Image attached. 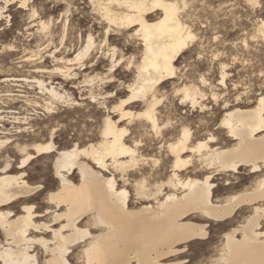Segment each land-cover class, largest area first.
Returning <instances> with one entry per match:
<instances>
[{
  "label": "bare ground",
  "instance_id": "obj_1",
  "mask_svg": "<svg viewBox=\"0 0 264 264\" xmlns=\"http://www.w3.org/2000/svg\"><path fill=\"white\" fill-rule=\"evenodd\" d=\"M20 1L21 5L28 3V0ZM91 1L96 3L110 25L131 30L129 36L141 44L139 58L132 55L129 62L134 69V78L126 85L130 95L112 106L110 113L119 117L114 119L108 114L104 118L101 139L96 143L76 144L61 150H57L52 138L34 144L16 143L23 155L20 166H17L22 171L17 173L12 172L14 164L6 154L5 164L0 168V264H172L167 263L166 258L179 254L183 244L207 235L205 224L193 222L188 216L197 214L209 220H225L243 205H252L253 214L241 226L225 232L220 253L210 263L264 264V230L260 229V221L264 219V173L254 179L255 184L249 189L227 195L223 200L214 199L213 171L205 172L203 179L189 174L183 177L180 173L188 165L192 172L199 167L202 171L220 168L221 171L235 172L241 167H249L252 173L263 172L264 94L252 106H236L225 111L221 124L235 141L230 146H210L209 142L215 140L213 135L208 140H194L191 126L181 124L177 136L165 141V149L172 157V173L167 181L157 184L155 192L144 181L136 187L141 198L150 200L152 197L155 204L148 202L132 208L129 190L118 187L114 174H105L110 166L125 169L138 163L137 150L125 141L128 128L119 124L137 116L145 119L154 131L161 132L157 111L159 92L164 83L177 76L179 57L195 40V35L180 16L184 8L178 0ZM182 1L185 7L186 1ZM155 10L160 14H154ZM39 24L43 30L50 26L44 21ZM260 27L264 31V21ZM93 40L89 36L86 45L74 58L62 57L59 61L72 64L83 60L90 55ZM116 49H112L110 57L113 62L111 71L124 58L121 56L115 60ZM55 71L66 80L79 74L73 73L72 67L68 66L56 67ZM222 75L221 83L224 84L227 74ZM96 80L97 76H93L86 83L96 85ZM36 82L50 95L49 101L43 105L49 112L60 102L74 100L72 94L62 92L56 85L47 87L41 79ZM177 92L182 104L202 105L200 99L204 94L198 86L183 84ZM91 94L92 99H97L95 102L108 109L104 101H99L101 98H97L94 92ZM139 101L144 107L136 112L131 107ZM13 118L19 119L18 116ZM0 133L10 134L3 130ZM10 139L0 136V147L11 143ZM53 152L57 153L53 170L59 187L47 193L45 201L48 206L39 213L35 203L29 201H33L41 190V184L33 185L26 180L23 169L35 157ZM75 171L79 174L78 183L71 178ZM165 186L170 190L164 192ZM179 189L182 191L178 192ZM18 204L21 205L19 210ZM85 218L87 221L83 223ZM75 246H80L75 255L76 263L70 260ZM37 248L42 251L41 261L35 252Z\"/></svg>",
  "mask_w": 264,
  "mask_h": 264
},
{
  "label": "rangeland",
  "instance_id": "obj_2",
  "mask_svg": "<svg viewBox=\"0 0 264 264\" xmlns=\"http://www.w3.org/2000/svg\"><path fill=\"white\" fill-rule=\"evenodd\" d=\"M185 1L184 7L183 1L178 0L184 8L180 16L194 33L195 40L179 57L177 76L164 83L159 92L157 111L161 132L154 131L145 119L137 116L120 122V126L128 128L125 141L137 150L138 163L125 169L110 166L105 171L106 175H115L118 187L129 190L130 206L135 209L148 202L155 204L152 197L144 200L137 194L138 183L144 181L155 192L156 185L166 182L172 173V157L165 149V141L177 136L181 124L191 126L194 140H208L213 135L215 140L209 142L210 146H230L235 141L221 124L225 111L236 106H252L264 94V31L260 27L264 21V0ZM158 13L160 11L155 10L154 14ZM39 20L50 25L49 28L43 30ZM108 24L91 0H28L26 5H21L20 0H0V130L10 133H0V136L10 137L12 141L0 147V168L5 164L7 154L14 164L12 172L22 171L17 166H20L23 155L16 143L34 144L52 138L57 150L76 144L90 145L101 139V126L108 114L114 119L119 117L110 113L111 108L130 95L126 85L132 82L134 69L129 62L132 55L139 58L141 44L129 36L131 30ZM89 36L94 39L89 56L72 64L59 61L62 57L74 58L86 45ZM113 48H117L115 60L121 56L124 58L111 71ZM59 66L72 67L73 73L79 74L66 80L55 71ZM224 72L227 75L223 84ZM93 76H97L96 85L86 83ZM38 79L47 87L56 85L62 92L72 94L75 102H60L52 111H47L43 105L49 101L50 95L40 88L36 82ZM183 84H194L201 89L204 94L200 99L202 105L192 107L179 101L181 95L177 89ZM92 92L101 98L99 101L106 103L107 110L95 102L97 99H92ZM99 93L102 95L98 96ZM132 105L131 109L136 112L144 107L142 101ZM17 116L18 120L13 118ZM56 156V152L37 156L23 169L26 180L33 185L41 184V190L33 201H29L35 203L39 213L48 206L45 201L47 193L59 187L53 170ZM218 169L202 171L199 167L193 173L188 165L180 173L183 177L189 174L203 179L206 173L213 171L215 200L249 189L257 176L264 173V168L258 173H252L249 167H241L239 172ZM71 178L78 183V172L75 171ZM167 187H163L164 192L170 190ZM20 206H16L18 210ZM252 214L253 206L243 205L225 220H209L197 214L188 216L193 222L205 224L207 235L183 244L179 254L166 258L167 263L211 264L220 253L225 232L241 226ZM86 221L87 218L83 223ZM260 229L264 230V219L260 221ZM237 236L240 237L241 233L238 232ZM37 249L35 252L41 261L42 251ZM79 250L80 246L73 248L70 260L74 263Z\"/></svg>",
  "mask_w": 264,
  "mask_h": 264
}]
</instances>
